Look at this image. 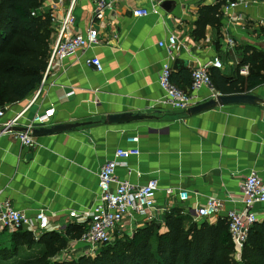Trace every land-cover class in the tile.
I'll use <instances>...</instances> for the list:
<instances>
[{"label":"crops","instance_id":"obj_1","mask_svg":"<svg viewBox=\"0 0 264 264\" xmlns=\"http://www.w3.org/2000/svg\"><path fill=\"white\" fill-rule=\"evenodd\" d=\"M46 1L55 16L53 42L69 0L62 5ZM107 1L111 9L93 24L98 45L57 62L38 87L40 95L32 104L38 89L4 106L5 119L24 111L22 123L25 118L53 108L50 121L35 128L82 125L38 136L31 131L36 142L33 147L21 144L14 133L0 136V198L10 200L30 217L44 209L49 217L45 232L65 234L67 225L80 223L69 212L89 208L96 202L102 164L113 158L116 148L137 146L140 154L117 167L116 179L136 186L156 179L158 191L155 207L148 214L152 218L127 220L130 229L156 221L163 230L165 213L175 207L198 223L210 224L224 219L228 209H242L244 177L255 171L264 181V82L245 92L263 102L225 104L191 115L190 108L175 110L164 102L158 76L162 63L168 62L172 82L187 90L192 64L214 57L222 61L223 69L211 68V74L218 71L228 77L245 76L239 74V69L248 65L244 60L252 49L264 52V0H245L228 13L222 8V26H207L201 39L192 35L198 9L215 0H174L170 10L162 8L158 0ZM94 3L95 0L75 2L72 31L85 34L92 26ZM137 7L147 8L150 13L134 17L132 10ZM171 35L177 37V43L168 51L159 42L167 43ZM228 37L234 39L232 46L227 44ZM92 56L100 59L101 71L85 63ZM176 59L181 63L174 68ZM218 93L222 94L214 87L202 88L195 104ZM123 113L144 118L107 123V115ZM2 122L3 119L0 130ZM132 136L139 137L138 143L127 141ZM167 189L172 193L168 194ZM208 197L220 199L223 209L197 218L196 209ZM252 210L260 221L264 219V205H255ZM7 235L1 233L0 239ZM76 240H70L62 250L65 258L79 254L76 246L70 248ZM25 250L34 253L36 246Z\"/></svg>","mask_w":264,"mask_h":264},{"label":"trees","instance_id":"obj_2","mask_svg":"<svg viewBox=\"0 0 264 264\" xmlns=\"http://www.w3.org/2000/svg\"><path fill=\"white\" fill-rule=\"evenodd\" d=\"M230 1L234 0L201 5L192 35L201 39L207 26L219 29L221 9ZM44 2L0 0V107L28 97L41 84L53 32L51 11L42 9ZM252 50L244 60L249 65L247 75L211 74L216 91L227 95L245 93L264 82V52ZM163 223L162 230L158 222L149 221L136 227L131 235H117L93 256L80 254L71 259H59L57 255L85 231L82 223L67 225L65 234L50 231L37 238L27 229L6 232L7 238L0 239V264L38 245L43 247L40 255L18 264H238L225 219L198 223L175 207L165 213ZM240 264H264V219L250 229Z\"/></svg>","mask_w":264,"mask_h":264},{"label":"built area","instance_id":"obj_3","mask_svg":"<svg viewBox=\"0 0 264 264\" xmlns=\"http://www.w3.org/2000/svg\"><path fill=\"white\" fill-rule=\"evenodd\" d=\"M51 3L64 4L66 0H55ZM77 0H69L68 7L63 18L58 24L54 41L51 44L50 55L47 67L43 75L41 83L44 82L46 75L50 69L57 63L61 62L69 55L75 54L87 47L98 45L99 38L97 29L93 24L104 18L107 10L111 9V3L107 0H95L92 13V26L85 34L72 31L75 21L73 15V7ZM174 0H158L159 3ZM245 0L230 1L223 7V11L228 13L230 9L235 8ZM43 10H45L42 7ZM50 10V9H49ZM51 11V10H50ZM150 13V10L143 7H137L132 10L134 17H144ZM52 23L55 16L51 11ZM177 37L171 35L167 39V43L159 42L160 46L165 45L168 51L176 45ZM227 44L232 46L234 39L227 38ZM264 50V43H263ZM85 63L98 71L102 70V64L97 56L89 57ZM211 68L223 69L222 61L218 57H214L205 63H195L190 67L191 82L187 90L175 85L171 80V66L168 62H163L158 76V84L164 92L163 100L172 109L187 110L195 104L197 92L202 88L213 90L211 79ZM248 65H243L239 69V74L246 75L248 73ZM40 88L34 93L30 103L32 104L40 95ZM216 94H213V97ZM24 111L9 117H5V108L0 107V120L2 129L0 136L14 133L16 139L21 144L33 147L36 142L31 135V131L39 125H43L50 121L54 114V109H48L42 114H36L31 119H26L22 123ZM15 126L23 127V130L12 132ZM130 143H138L139 137L132 136L127 139ZM140 150L137 146L130 148H116L113 158L105 161L100 167L98 173V196L93 206L80 210L70 211L69 216L79 218V222L85 225V231L71 245L75 248L78 242L85 243V246L78 249L80 254H88L93 256L98 248L102 245L112 243L116 232L119 234H132L131 227L126 225V221H133L138 216H148L150 211L155 207L156 193L158 191V181L150 179L146 183L136 186L128 180L117 181L116 169L119 165L131 156H138ZM130 173V169H128ZM168 194L172 193V189H167ZM242 209L231 208L226 210L224 219L228 225V231L234 245L233 254L236 259H241V252L246 243L250 229L259 220L258 214L253 211L255 205H264V181L255 171H250L243 180L242 184ZM223 209V203L216 197H208L205 203L196 209L197 218H206L219 213ZM149 219L152 217L149 215ZM49 225V217L44 209L38 211L33 217L26 215L23 211L16 209L12 202L8 199L0 198V234L3 232L13 233L20 229H27L37 238L41 233L45 232ZM71 259L72 257H68Z\"/></svg>","mask_w":264,"mask_h":264},{"label":"water","instance_id":"obj_4","mask_svg":"<svg viewBox=\"0 0 264 264\" xmlns=\"http://www.w3.org/2000/svg\"><path fill=\"white\" fill-rule=\"evenodd\" d=\"M172 6H174L173 1H164L161 4V7L166 10H170ZM180 63L181 61L179 59H176L174 63V68H176V65ZM260 102H263V99L251 93H238V94H230V95L218 93L214 97L202 103H199L195 106L190 107L189 112L191 115H193L201 111L210 110V109H213L218 106L225 105V104H232V103L256 104ZM143 118L144 116L142 115H132L131 113L112 114V115H107V123H110V124L111 123H124V122H130V121L139 120ZM81 125H82L81 123H73V124H58L50 128H44V127L34 128L32 130V134L34 136H38V135H45L49 133L62 132V131L70 130L72 128L79 127ZM23 129L24 128L20 126H15L12 128L13 131H20ZM158 225L160 224L158 223ZM83 246H85V243L83 242H78L76 244L77 248H80Z\"/></svg>","mask_w":264,"mask_h":264},{"label":"rangeland","instance_id":"obj_5","mask_svg":"<svg viewBox=\"0 0 264 264\" xmlns=\"http://www.w3.org/2000/svg\"><path fill=\"white\" fill-rule=\"evenodd\" d=\"M48 6L49 5H48L47 1L45 0L44 5H43V8L45 10H47L49 8ZM116 236L117 235H115V237ZM115 237L112 240V242L115 240ZM38 247H40V248H38ZM42 251H43V247L41 245L40 246L39 245L36 246V251L34 253L33 252L27 253L26 250H21L20 257L19 256H15L14 258L10 259L9 261H6V263H8V264H10V263L11 264H18L21 261H24L26 259H29L31 257H34L35 255H37V256L40 255V253H42ZM57 256L59 257V259H60V257H65L62 251L60 253H58ZM233 258L238 262V264L241 263V259L240 260L239 259H236V257H235L234 254H233Z\"/></svg>","mask_w":264,"mask_h":264}]
</instances>
